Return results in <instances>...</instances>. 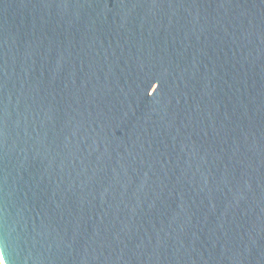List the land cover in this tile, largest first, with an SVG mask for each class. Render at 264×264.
<instances>
[{
  "label": "water",
  "instance_id": "1",
  "mask_svg": "<svg viewBox=\"0 0 264 264\" xmlns=\"http://www.w3.org/2000/svg\"><path fill=\"white\" fill-rule=\"evenodd\" d=\"M1 264H264V0H0Z\"/></svg>",
  "mask_w": 264,
  "mask_h": 264
},
{
  "label": "built area",
  "instance_id": "2",
  "mask_svg": "<svg viewBox=\"0 0 264 264\" xmlns=\"http://www.w3.org/2000/svg\"><path fill=\"white\" fill-rule=\"evenodd\" d=\"M0 264H1V261H0Z\"/></svg>",
  "mask_w": 264,
  "mask_h": 264
}]
</instances>
